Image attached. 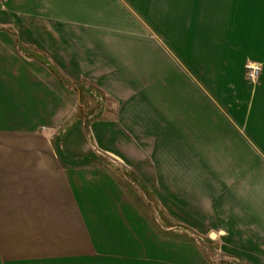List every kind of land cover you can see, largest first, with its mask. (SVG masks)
<instances>
[{
  "label": "rangeland",
  "instance_id": "1",
  "mask_svg": "<svg viewBox=\"0 0 264 264\" xmlns=\"http://www.w3.org/2000/svg\"><path fill=\"white\" fill-rule=\"evenodd\" d=\"M166 58L216 114L180 79L178 98L167 95ZM48 67L113 94L103 101L128 130L166 132L163 155L179 135V178L157 177L167 172L154 149L140 170L160 191L150 225L192 243L153 240L119 213L128 257L108 255L84 210L94 202L76 192L99 182L105 162L137 163L98 144L94 103L83 101L84 118ZM263 69L264 0H0V205L17 219L18 253L34 264H264Z\"/></svg>",
  "mask_w": 264,
  "mask_h": 264
},
{
  "label": "crops",
  "instance_id": "2",
  "mask_svg": "<svg viewBox=\"0 0 264 264\" xmlns=\"http://www.w3.org/2000/svg\"><path fill=\"white\" fill-rule=\"evenodd\" d=\"M259 48L260 50H263L262 46H259ZM165 62H167V65L170 67V71L173 72L172 75H174L171 77L170 83H168L167 87H165L167 95L169 94L173 99L178 98V85L176 81L178 80L179 82L180 79L183 83L187 84L190 89H192L191 91L193 94H196L199 97L205 108L214 112L210 101L199 90H196L187 78L179 74V69L174 66L172 60H170V58H166ZM59 73H56L48 67V74L53 77L59 85H62L64 88L67 86L76 96L77 110L83 114L84 118L88 114V111L86 109L87 106H84L83 101L91 99L94 103V106L91 108V111L89 110V112L96 115L95 119L91 122V126L98 144L127 163H137L135 165L137 170L132 169L120 171L110 169L106 162L105 164L101 162L106 169L99 167V182L90 185L89 190L84 189L83 191L76 192L77 197L81 198L84 195L89 196L91 200L90 203L94 202V206L91 208H85L84 210L90 212L91 214L92 232L98 235L101 231L104 233V236L107 235L109 237L107 239L109 246L105 247V251L108 252V255L111 252H116L123 257H128L126 254L129 253L127 250H129L128 244L130 242L126 241L128 243L125 244V240L119 238L121 235L126 234V232L124 233L125 228L122 222H120L119 213H122L128 220H133V222H135L138 226H143L150 233L153 240L159 242L166 240L170 243L173 241L192 243V240L185 239L179 235L163 232L162 229L150 225L149 220L153 216H151L152 214H149L147 211L156 210L158 203H161L159 196L160 191L157 190V192H154L151 187L152 184L147 181V179L152 178L153 176L143 174V171L140 170V163H148L150 160V156L147 155L148 150H151L152 152V149H154L151 161L158 164L156 170L157 173L161 174V167L165 169V172L169 173L162 176L158 175L157 177L179 178V160L177 158L178 152L180 151L178 148V140L180 138L179 135L177 133L175 134L177 148H173V144L170 142V148H172L174 155L173 153L163 155L162 151L165 152L166 147L162 137L166 134V132L164 133L161 130L160 132L162 136L159 134L160 136H158V138L161 137L162 139L158 140L157 138L156 140L147 139V130H142L141 133L140 128L138 130V134L132 129L128 130L129 127L115 122L113 118L115 114L114 109L110 108L109 105L106 104V101H103L104 97H107L110 101L114 102L113 100L116 99L112 96L113 94H108V92L104 91L106 93L105 94L103 91L101 92L95 90L92 86L90 88L88 85H82L83 82L81 79H72V81H70L68 73L67 75L65 74V77ZM259 91H264V69ZM143 98V96H140L139 99ZM80 122L81 121L74 123L72 126L73 128H70L71 131L73 130L75 133L81 134L82 130ZM225 124L233 129L230 124L226 122V120ZM190 130L192 131V128H190ZM234 131L235 130L233 129V132ZM171 132H173V130ZM253 146L255 147L256 145L254 144ZM130 147H133V149H129ZM135 147L139 149L137 154L138 157L131 158V155H134L133 153ZM255 149L260 154V151L256 147ZM140 152L144 154V156L141 155ZM160 163L162 164L159 165ZM163 164H165V166ZM185 178L191 179L194 177L187 175ZM77 197L76 199H78ZM78 201L80 200L78 199ZM262 209L264 210V206H262ZM12 211V208L4 209L0 205V264H34L33 253L28 252L26 255H20L17 251V246L15 245L18 241L13 238V234L15 232L14 229L18 227V222ZM87 212H85L86 215ZM148 226L153 228L155 232ZM9 228L14 229L10 231ZM93 242L103 243V241L99 238L93 239ZM115 242L118 244L115 245ZM96 249H98V246H96ZM97 251H100V249ZM118 254H113V256L119 257ZM143 256L146 258L145 253ZM262 257L263 256H259L260 259ZM47 258L50 257L46 256V259Z\"/></svg>",
  "mask_w": 264,
  "mask_h": 264
}]
</instances>
